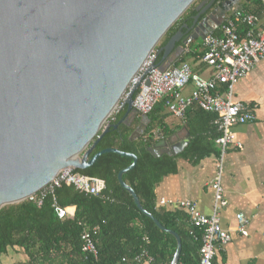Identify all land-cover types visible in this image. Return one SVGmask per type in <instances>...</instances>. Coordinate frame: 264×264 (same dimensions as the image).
I'll list each match as a JSON object with an SVG mask.
<instances>
[{
    "label": "water",
    "instance_id": "1",
    "mask_svg": "<svg viewBox=\"0 0 264 264\" xmlns=\"http://www.w3.org/2000/svg\"><path fill=\"white\" fill-rule=\"evenodd\" d=\"M195 1L0 0V209L28 200L62 169H87L105 153L131 157L118 182L144 215L176 238L170 264L179 263L180 236L146 211L123 180L137 157L116 148L90 155L110 128L137 116L130 138L146 131L148 115L133 107L140 80L132 81L155 51L153 67L165 69L211 33L221 8L214 7L217 0H203L157 48ZM118 106L124 116L108 122ZM186 145L168 147L160 140L148 151L173 155Z\"/></svg>",
    "mask_w": 264,
    "mask_h": 264
},
{
    "label": "trees",
    "instance_id": "2",
    "mask_svg": "<svg viewBox=\"0 0 264 264\" xmlns=\"http://www.w3.org/2000/svg\"><path fill=\"white\" fill-rule=\"evenodd\" d=\"M226 1L217 0L221 5ZM194 5L166 32L157 48L165 45L185 20L190 21V16L195 13ZM239 32L242 33V27H239ZM186 60L187 55H181L175 63ZM166 100H160L148 114V128L139 137L130 138L138 118L132 124L121 123L103 135L90 156L106 148L133 153L137 157V164L123 175L124 182L135 191L146 211L180 236L178 264H198L202 241L197 228L190 223L189 213L182 208L160 205L155 191L163 176L177 171V156H155L148 151L149 147L170 134L164 122L167 117L164 115ZM193 107L199 110L204 120L199 125L188 121L190 142L178 156L190 158L192 152L199 158L210 154L219 156L220 149L215 141L219 132L212 124L216 114L196 105ZM190 111L189 108L186 113ZM124 113L125 108L114 113L108 122L117 123ZM156 130L160 132V137L155 135ZM132 162L131 157L105 153L87 169L74 170L104 180L106 189L101 194L85 193L63 183L53 193H47L40 205L36 198L2 207L0 264L2 258L12 252H21L25 257L14 264H130L143 252L153 258L151 264H170L177 248L176 238L159 229L151 218L144 215L135 205L131 194L118 182L119 171ZM55 203L63 207L74 206V217L60 219ZM85 232L91 234L98 248L96 257L82 250Z\"/></svg>",
    "mask_w": 264,
    "mask_h": 264
},
{
    "label": "crops",
    "instance_id": "3",
    "mask_svg": "<svg viewBox=\"0 0 264 264\" xmlns=\"http://www.w3.org/2000/svg\"><path fill=\"white\" fill-rule=\"evenodd\" d=\"M202 1L198 0L194 9ZM218 6L223 12L218 10L210 34L221 33L222 21L231 13L232 8H240L258 15L260 21L256 30L264 25V7L261 0H227L222 5L217 2L214 7ZM239 27H242V33L239 32ZM244 30V25L238 24V32L241 35ZM203 52V39L198 38L181 55H187L185 62L189 63L195 72L208 78L212 75L213 69L202 60ZM172 53L174 54V51ZM181 55L174 59L175 62ZM192 91V84L182 89L185 96H189ZM221 91H225V88H221ZM231 97L234 101L249 104L255 119L238 124L232 129L235 143H240L241 148L231 144L222 151L216 143L220 149L219 156L210 154L199 158L194 152L190 158L178 156L190 142L188 121L199 125L204 118H201L199 110L194 109V105L189 107L191 111L186 113L184 120L175 117L165 106L164 115L167 117L164 122L170 134L161 140H165L168 147L178 146L184 141H187V145L177 154H173L177 156V171L163 176L155 191L158 201L162 199L176 202L192 201L201 213L218 214L221 225L228 231L231 239L219 247L215 259L217 264H264V58L234 85ZM137 118L140 119L139 116ZM215 119L212 122L214 125ZM219 163L223 169L221 178L223 199L226 201L224 206L218 204L211 187ZM238 213H243L248 220L247 235L237 230ZM24 258L21 252L17 254L12 252L2 258L1 264H14L15 261ZM142 264L151 262L146 261Z\"/></svg>",
    "mask_w": 264,
    "mask_h": 264
},
{
    "label": "built area",
    "instance_id": "4",
    "mask_svg": "<svg viewBox=\"0 0 264 264\" xmlns=\"http://www.w3.org/2000/svg\"><path fill=\"white\" fill-rule=\"evenodd\" d=\"M264 7V0H261ZM260 18L255 13L247 12L240 8H232L231 13L222 21L219 35L209 34L203 39L204 52L202 60L213 69L210 77L205 78L195 72L187 62L172 63L165 69L153 67L157 61L156 51L140 69L132 84L140 80L138 90L134 95L133 107L139 114L148 115L156 104L163 98H167L166 107L175 117L184 120L187 109L197 105L201 109L215 113V125L219 136L216 143L226 149L228 145H236L232 133L234 126L244 124L255 119L249 104L234 101L231 97L234 85L244 78L252 67L264 58V25L256 30ZM238 24L245 27L244 33L238 32ZM147 71V69H149ZM147 71L144 75L143 73ZM142 77V78H141ZM193 85V91L189 96L182 93V89ZM225 88V91H221ZM118 106L116 111H119ZM155 135L160 137L156 130ZM74 168L62 169L57 176L42 190L31 196L30 200L38 198V204L47 193H53L56 187L63 183L73 185L76 189L89 194H101L106 189L104 180L74 172ZM222 165L218 164L217 172L211 181V187L215 193V199L220 206H224L222 188ZM160 205L170 208L185 209L190 216V223L197 228L202 245L199 251L198 264H217L215 259L219 247L228 243L230 234L220 223L217 213L206 215L201 213L192 201L160 200ZM55 210L60 219L73 218L75 211L72 206H59L55 203ZM237 230L247 235L248 220L243 213L236 215ZM82 250L96 257L98 248L89 232L83 234ZM153 258L143 252L134 258L133 263L142 264L152 262Z\"/></svg>",
    "mask_w": 264,
    "mask_h": 264
},
{
    "label": "clouds",
    "instance_id": "5",
    "mask_svg": "<svg viewBox=\"0 0 264 264\" xmlns=\"http://www.w3.org/2000/svg\"><path fill=\"white\" fill-rule=\"evenodd\" d=\"M118 112V111H115V113Z\"/></svg>",
    "mask_w": 264,
    "mask_h": 264
},
{
    "label": "rangeland",
    "instance_id": "6",
    "mask_svg": "<svg viewBox=\"0 0 264 264\" xmlns=\"http://www.w3.org/2000/svg\"><path fill=\"white\" fill-rule=\"evenodd\" d=\"M198 1V0H197ZM195 3H196V1H195Z\"/></svg>",
    "mask_w": 264,
    "mask_h": 264
}]
</instances>
